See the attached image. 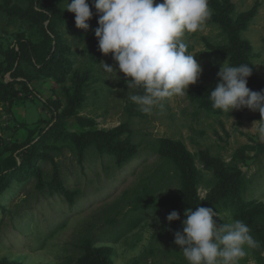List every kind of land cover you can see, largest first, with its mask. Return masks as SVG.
<instances>
[{
  "label": "rangeland",
  "instance_id": "obj_1",
  "mask_svg": "<svg viewBox=\"0 0 264 264\" xmlns=\"http://www.w3.org/2000/svg\"><path fill=\"white\" fill-rule=\"evenodd\" d=\"M218 1L183 37L197 83L144 114L99 50L95 8L83 30L67 0H0V264H87L92 251L104 264H188L174 234L196 203L218 226L226 212L245 222L258 246L240 264H264V117L191 97L209 95L240 53L264 92V0ZM165 140L179 158L163 154Z\"/></svg>",
  "mask_w": 264,
  "mask_h": 264
},
{
  "label": "clouds",
  "instance_id": "obj_2",
  "mask_svg": "<svg viewBox=\"0 0 264 264\" xmlns=\"http://www.w3.org/2000/svg\"><path fill=\"white\" fill-rule=\"evenodd\" d=\"M92 8L99 17L95 29L99 50L111 54L129 78L127 99L140 112L163 108L166 100L185 95L197 83L203 68L183 37L203 30L212 15L209 0H94L91 7L89 0H67L65 11L75 15L78 29L88 30ZM102 65L105 72H115ZM251 75L247 64L232 66L225 61L217 73L219 82L208 95L212 107L223 112L248 108L264 117V92L248 87ZM260 131L264 133V126ZM217 215L210 207L186 209L183 230L175 232L174 243L188 264H240L248 255L246 249L258 246L245 222L226 212L228 220L218 226ZM167 220L178 221L180 214L172 211Z\"/></svg>",
  "mask_w": 264,
  "mask_h": 264
},
{
  "label": "trees",
  "instance_id": "obj_3",
  "mask_svg": "<svg viewBox=\"0 0 264 264\" xmlns=\"http://www.w3.org/2000/svg\"><path fill=\"white\" fill-rule=\"evenodd\" d=\"M218 3H219L218 0H209V5L218 6ZM53 42H54V40H53ZM51 47H52V44L50 45V48ZM226 52L230 53L231 50H230V52L228 50ZM226 52H224L223 54H227ZM241 64L250 65L249 64V58L246 57L243 53H240L238 58L237 57H233V60H231V65L232 66H239ZM13 66L14 65H11L10 68L7 67L6 68V72L7 73H11L13 68H14ZM248 87L251 90L256 91V92H261L262 91L260 83H257L256 78H255L253 73H252L251 77L248 78ZM141 89L143 90V88H141ZM191 97H192V100H194V101H197L198 99H200L201 101H205L204 104L209 105V96L207 94H204L200 90H195L193 93H191ZM120 133H121V131L119 129H117V130H115L113 132L112 135L114 136V138H116L118 140ZM114 149L117 151L118 154H120V157H122L121 155L124 154L125 156L129 155L128 158H131L132 156H135L136 155V150H137L136 148L123 150L121 148V145H115ZM259 150L261 152L264 151V146H259ZM120 152H122L123 154L120 153ZM162 152H163V154L172 156L173 158H179L180 157L178 150L174 147V145L171 142H169L167 140L163 141V143H162ZM216 161H218V160H216ZM17 167H20V166L17 165ZM184 167H185V170H188V165L187 164L184 165ZM1 177L4 178L5 176L1 174ZM188 185H190V181L188 182ZM198 206H200L199 203H196L195 207H198ZM99 255H100L99 251H92L89 254V257H88V263L90 262V260H92L93 264H104L105 263L104 259H103V263H100V262L97 261V258H99Z\"/></svg>",
  "mask_w": 264,
  "mask_h": 264
}]
</instances>
